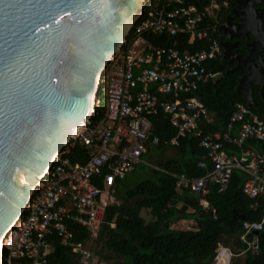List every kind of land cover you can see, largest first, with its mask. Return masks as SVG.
<instances>
[{"label":"built area","instance_id":"obj_1","mask_svg":"<svg viewBox=\"0 0 264 264\" xmlns=\"http://www.w3.org/2000/svg\"><path fill=\"white\" fill-rule=\"evenodd\" d=\"M226 3L209 0L199 10L182 0L147 1L146 16L134 23L130 39L123 41L99 77L103 118L97 123L89 118L55 156L23 214L2 237L1 264H49L50 238L69 249L78 264H93L91 245L99 238L105 211L119 205L114 187L141 163L148 145H158L151 118L160 114L167 116L176 130L171 143L188 134L193 136L212 167L200 178L172 175L178 190H186L197 198L198 207L208 211L209 188L214 186L222 193L231 173L239 171L245 177L242 194L259 199L264 207V152L244 147L248 140L264 141V115L259 117L247 106L236 104L225 132L205 134L200 129L208 111L194 93L217 75L206 68L218 55L208 23ZM145 34L187 37L188 45L205 42L206 47L193 53L180 52L176 43L154 45ZM77 144L87 150L84 163L68 157ZM198 167L205 169L206 163L201 161ZM211 213L215 218V210ZM70 225L84 229L87 242L76 243ZM263 225L264 214L259 222L242 223L240 242L246 251L256 249L258 235L254 233ZM172 227L190 231L194 223L181 220ZM231 256L228 249L219 246L214 264H228Z\"/></svg>","mask_w":264,"mask_h":264},{"label":"water","instance_id":"obj_2","mask_svg":"<svg viewBox=\"0 0 264 264\" xmlns=\"http://www.w3.org/2000/svg\"><path fill=\"white\" fill-rule=\"evenodd\" d=\"M147 1L0 0V242L91 117L99 77ZM242 1L236 8L243 10ZM262 20L249 31L248 73L235 90L253 109L251 84L264 102ZM232 219L243 221L235 212Z\"/></svg>","mask_w":264,"mask_h":264},{"label":"trees","instance_id":"obj_3","mask_svg":"<svg viewBox=\"0 0 264 264\" xmlns=\"http://www.w3.org/2000/svg\"><path fill=\"white\" fill-rule=\"evenodd\" d=\"M182 1L187 5H196L200 10L209 0ZM144 16L146 10L143 12ZM131 33L132 30L126 37L127 41ZM144 37L154 45L172 46L176 43L180 52L193 53L206 47L205 42L188 45L187 37L181 36L172 38L145 34ZM206 68L217 75L194 93L208 111V119L200 124V129L205 134L225 132L235 105H247L242 94L235 93L238 78L236 74H226L227 70L217 61L207 64ZM251 89L257 109L250 110L260 117L264 115V102L260 98L259 88L252 86ZM103 116V91L99 85L90 118L97 123ZM151 122L152 134L159 141L155 147L160 152L171 150L175 157L160 163L151 172L150 179L131 189L123 191V181L115 185L120 204L106 209L101 233L93 244L100 245L101 251L97 254L101 262L98 264H110L112 258L105 252L119 258L114 264H214L219 246L232 254L228 264H264V225L258 233L255 250L246 251V247L240 242L242 223L259 222L264 214V207L259 199H249L242 194L244 175L233 171L228 186L222 193H218L216 187H210L206 196L210 209L204 211L198 207L196 197L186 190L176 188V180L172 175H184L191 179L205 176L212 169L205 151L198 146V140L189 134L179 137L172 144L176 130L169 124L167 116L160 114L152 117ZM244 147L264 152V141L248 140ZM68 157L72 162L84 163L87 150L77 144L70 150ZM201 161L206 163L205 169L198 167ZM212 209L215 210V218L211 213ZM142 211L148 213V220L143 217ZM232 212L242 216L243 221H234ZM181 220L192 221L194 229H174L172 226ZM69 228L76 243L87 242L88 235L84 229L75 225H70ZM49 242L52 245V252L47 257L49 264H78L77 257L69 249L60 246L55 238H50Z\"/></svg>","mask_w":264,"mask_h":264},{"label":"flooded vegetation","instance_id":"obj_4","mask_svg":"<svg viewBox=\"0 0 264 264\" xmlns=\"http://www.w3.org/2000/svg\"><path fill=\"white\" fill-rule=\"evenodd\" d=\"M231 1L216 11L208 28L211 40L217 45L218 55L215 61L227 70L226 74H236L238 82L248 73L249 64L245 59L249 53V44L253 41L249 31L257 30L259 18L263 19L264 31V0H243L241 2L243 10L236 8L235 0ZM261 56L264 59V51ZM252 86L254 85L251 84L250 88Z\"/></svg>","mask_w":264,"mask_h":264},{"label":"rangeland","instance_id":"obj_5","mask_svg":"<svg viewBox=\"0 0 264 264\" xmlns=\"http://www.w3.org/2000/svg\"><path fill=\"white\" fill-rule=\"evenodd\" d=\"M175 154L171 150H166L165 152H160L159 149L156 147H152L149 149L148 154H144L141 157V163H139L134 170L126 176L124 179V190L131 189L135 187L136 185L140 184L143 181H146L151 178V172L153 169H157V166H159L160 163L164 162L168 158H174ZM122 191V192H123ZM143 217L148 220V213L145 211H142ZM88 248L90 247V244L86 245ZM94 247V251L93 250ZM92 252H93V264H98L101 262L100 258L98 257L97 252L100 250V245H93ZM96 252V254H94ZM107 256H110L112 258L110 264H114L116 261L119 260V258L113 254H110L108 252H105Z\"/></svg>","mask_w":264,"mask_h":264},{"label":"crops","instance_id":"obj_6","mask_svg":"<svg viewBox=\"0 0 264 264\" xmlns=\"http://www.w3.org/2000/svg\"><path fill=\"white\" fill-rule=\"evenodd\" d=\"M152 147H155V145H148V146H147L148 149H150V148H152ZM145 154H148L147 151H146ZM115 187H116V186H115ZM115 187H114V191H115V195H116V197H117L118 195H117V193H116ZM117 199H118V198H117ZM118 201H119V200H118ZM119 204H120V201H119ZM118 206H119V205H118ZM112 227H113V226H112ZM100 233H101V232H100Z\"/></svg>","mask_w":264,"mask_h":264},{"label":"bare ground","instance_id":"obj_7","mask_svg":"<svg viewBox=\"0 0 264 264\" xmlns=\"http://www.w3.org/2000/svg\"><path fill=\"white\" fill-rule=\"evenodd\" d=\"M219 261L221 262V259Z\"/></svg>","mask_w":264,"mask_h":264}]
</instances>
